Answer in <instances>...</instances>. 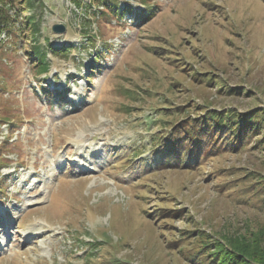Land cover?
I'll return each instance as SVG.
<instances>
[{
  "label": "rangeland",
  "instance_id": "rangeland-1",
  "mask_svg": "<svg viewBox=\"0 0 264 264\" xmlns=\"http://www.w3.org/2000/svg\"><path fill=\"white\" fill-rule=\"evenodd\" d=\"M9 1L0 264L264 251V0H112L123 15L102 0ZM166 141L179 150L167 160Z\"/></svg>",
  "mask_w": 264,
  "mask_h": 264
},
{
  "label": "trees",
  "instance_id": "trees-1",
  "mask_svg": "<svg viewBox=\"0 0 264 264\" xmlns=\"http://www.w3.org/2000/svg\"><path fill=\"white\" fill-rule=\"evenodd\" d=\"M26 1L28 3V6H26L27 10L32 9L35 6V2H34L35 0H26ZM74 1L76 3H78V4H82V2H83V0H74ZM102 3L107 5V6H109L108 4L112 3L113 5H115V9L117 10V12H120L119 8H118V4L115 1L113 2L112 0H102ZM9 4H10L9 0H7V1L6 0H0V11H1L2 8L9 9V8H7V6H9ZM120 13L122 14V9H121ZM0 17H4L3 14L2 15L0 14ZM28 21L30 22L33 30L36 31V30L39 29L38 22L36 20V17L33 14H30L28 16ZM10 22H11L10 20L6 19V21H2V22L0 21V24L6 23L7 25L4 24L6 26L3 28V29H6V27H8ZM7 30H8V28H7ZM35 53H37L39 55V58H40L41 62L43 63L41 65L42 66L41 70L42 71L47 70L48 68H47V65H46L47 62L45 61V59H46L45 49L44 48H39L37 46L36 49H35ZM252 119H253V117L251 115L247 116L246 119H245V121H246L245 123H247V122L249 123ZM215 121H219V123L223 124V125L226 122L228 127H231L230 131L234 130L233 127H232V123H230L227 119H224V117H222V116H219V118L217 120H215ZM237 126H238V128H236L237 129L236 130L237 134H241L240 130L244 129V125H243V123L238 122ZM219 131H221V130L219 129ZM195 135L197 137L199 134H195ZM197 138H194V140H196ZM194 145H197L195 148H198V142H195ZM175 147H176L175 144H171L169 141L168 142L166 141V159L170 158L172 156H177L179 150L175 149ZM199 153H198V155H199ZM188 154H189V157H190L191 154H193L192 153V149H189ZM234 253H235L234 255H230V258H231V261L229 262L230 264H264V251L256 253V252H252V251H248L246 249L244 250V249L240 248L238 251H236ZM235 255H237V256H235ZM245 258L247 260L244 261Z\"/></svg>",
  "mask_w": 264,
  "mask_h": 264
},
{
  "label": "water",
  "instance_id": "water-1",
  "mask_svg": "<svg viewBox=\"0 0 264 264\" xmlns=\"http://www.w3.org/2000/svg\"><path fill=\"white\" fill-rule=\"evenodd\" d=\"M53 29L56 31V32H64L66 31V25L64 23H56L54 26H53Z\"/></svg>",
  "mask_w": 264,
  "mask_h": 264
}]
</instances>
